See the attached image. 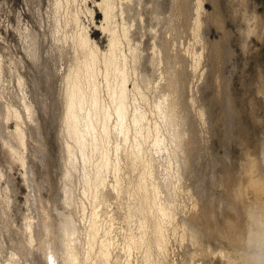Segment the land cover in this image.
I'll return each mask as SVG.
<instances>
[{
	"label": "bare ground",
	"instance_id": "bare-ground-1",
	"mask_svg": "<svg viewBox=\"0 0 264 264\" xmlns=\"http://www.w3.org/2000/svg\"><path fill=\"white\" fill-rule=\"evenodd\" d=\"M77 1L51 0L52 8H49L53 12L52 21L48 20L50 25L53 24L50 35L63 64L58 81L61 82L58 88L62 122L58 135L61 136L63 155L62 200L64 208L67 206L68 209L58 211V218H53V212L51 214L42 201L45 199L35 191L40 187L32 177L35 166L32 168L30 165L32 156L29 157L27 149V135L38 123L34 125L37 107L28 95L27 86L26 89L24 87L23 74L13 63L6 65L13 75L16 71L13 82L16 81L18 89L13 92L15 101L13 94L11 98H6L2 115L3 119L12 117L15 128L5 135L6 124L3 125L5 122L0 119V137L12 156L26 169L25 178L28 182L31 180L36 210L31 219L26 221L25 218L24 227V236L30 245L26 249H29L33 260L25 258V254L23 260L25 264L28 261L31 264H164L170 252L168 249L175 245V228L181 227L179 236L188 238L191 243H199L202 234L196 223L206 214L197 209L199 216L196 212L193 215L196 219H190L188 215L180 216L178 210L181 207L179 189L191 178L194 171L192 157L201 140L198 137L197 141L198 134L194 133L199 129L194 131L192 127L199 122L196 115V123L192 119L190 104L195 94H188V79L195 78L203 52L200 48L197 51L199 44L194 47L188 40L190 42L183 46L178 38H182L188 30L193 38L198 39L203 1L152 0L151 8L143 10V0H92L103 15L100 22L94 20L96 9L88 5V0H80L84 9ZM74 2L79 7H75ZM82 10L89 14L90 20L107 38L106 46L92 36L89 26L81 18ZM24 30V49L30 58L36 60L40 58L38 33L27 27ZM136 33L139 38L134 36ZM147 33L148 45L144 46L147 43L143 45L142 38ZM202 36L200 34L199 38ZM43 48L40 50L44 51ZM4 69L0 53L2 76ZM3 78L7 82L5 73ZM8 79L11 81L10 77ZM8 89L9 86L4 92L11 94ZM193 103L196 105V101ZM35 131L36 134L39 132ZM35 158L39 159L37 155ZM139 161L141 165L136 168V173L130 174ZM110 172L112 178L109 177ZM76 182L80 186L79 193L74 190L78 187L74 186ZM84 197L88 199L89 208ZM188 211L190 215L193 212ZM189 219H194L193 223H196H190ZM183 243L186 245L189 242ZM181 246L183 249V244ZM157 250H161L158 253L161 256L159 259L157 256L156 261L154 252ZM203 250L206 254L211 252L210 248L203 247ZM16 256L9 258L5 264L20 262L21 259H14ZM175 256L174 262L177 259Z\"/></svg>",
	"mask_w": 264,
	"mask_h": 264
},
{
	"label": "rangeland",
	"instance_id": "rangeland-1",
	"mask_svg": "<svg viewBox=\"0 0 264 264\" xmlns=\"http://www.w3.org/2000/svg\"><path fill=\"white\" fill-rule=\"evenodd\" d=\"M151 1H142L143 10L151 8ZM202 1L203 8L200 15L203 17L200 16L202 27L199 28V36L200 34L203 36L200 38L198 36L196 40L187 30L183 34V37L185 36L182 37L183 40L178 38L179 43L183 46H186L190 41L194 47L199 44L196 48L197 51L200 48L205 55L203 52L201 53V64L198 66L199 69L197 68L198 71L196 70L195 78L188 79V94L196 96H193V102L196 101V105L192 101L190 104L195 105L190 107L192 108V119L194 118L195 121L196 117L199 122L197 127L195 125L192 127L194 131L199 129L194 133L198 134L197 141H199L198 137H201V140L192 157L194 171L189 178L191 181L188 180V184L186 183L184 187L181 186L182 189H179V206L182 208L178 207L180 214L177 213V216L178 214L185 217L188 215V218L192 219L195 217L193 215L197 209L198 211L200 209V213L206 212V214L202 215L204 218L199 220V223L197 220L198 224L195 222L196 226L199 225L197 228L202 234L199 243H191L187 240L188 238L179 236L181 227L177 226L179 230H176L177 227L175 228V245L173 247L171 245V248L168 249L170 252L164 264H170L171 260V264L180 262L181 264H193L194 262V264H234L232 261L236 264H264V0ZM77 2L84 9L81 1ZM77 2H74L73 5ZM87 3L96 9L94 20L100 22L103 17L102 13L94 6L92 0H88ZM78 5L76 4L75 7L80 6ZM51 6V0H0V53L4 59V73L7 79L6 82L3 78L4 73L3 76L0 73V78H3L0 79L2 84V86L0 84V114L2 115L3 104L7 97L11 98L13 94L12 99L15 101L13 92L17 86L16 81H13L16 80V71H13V75L7 67V64L13 63L18 72L23 74L24 87L26 89L27 86L28 95L32 97L34 105L37 107L36 120H34L35 123H32L35 125L38 122L35 125H38V128L35 129L34 126L32 128L34 132L29 131V135H27V149L30 152H28L29 157L32 156L30 165L32 168L34 166L37 168V171L33 168L34 175L31 176L37 182L36 185L39 184L38 187H40L35 191L39 193L40 197L42 196V199H45L42 201L45 205L47 204L51 214L53 212V218H58V211L67 210L68 207L64 208L65 204L62 200L64 197L63 155L61 136L58 135L62 126L61 105H59L61 104V100H59L60 88H58L61 86V82L58 81H60L59 75L63 64L55 50L52 34L50 35L53 27V24L50 25L49 22L52 21L53 16L51 15L52 9H49L52 8ZM80 14L82 20L89 26L92 36L101 45L106 46L107 38L100 29L96 28V25L90 20L89 14H85L83 10ZM42 20L43 22H41ZM26 27L34 29L38 33L39 61L30 58L24 49V28ZM18 29L21 33L18 32ZM136 35L137 33L134 34V36ZM138 35L137 38H139ZM147 36H149L148 33L145 38H142L143 45L147 43L144 46L148 45ZM42 47H44V51L40 50ZM54 57L55 59H53ZM187 59L190 63V56ZM58 64L60 67L57 66ZM8 72H10L9 77L12 82L8 79ZM9 82L13 84L11 85ZM7 86H9L11 94L4 92L7 90ZM199 111L203 116L199 115ZM0 119L3 123L5 122L4 124L1 122L3 125L6 124V128L3 130L4 134H8V131L15 128V121L12 117L3 119L2 115ZM35 130L39 131L38 135ZM28 136L32 138L30 139ZM37 140L41 142L42 146L38 145ZM5 145L0 137V264H5L9 258L15 257V255H17L15 260L21 259L20 262L18 261L19 264H25L24 254L25 258L27 256L28 260H33L32 255L28 252L29 249H26L29 244L24 236L26 235L24 227L25 222L36 213L32 200L34 192H32L31 180L30 182L26 181L25 167L12 156L9 148ZM33 152L34 157L37 155L39 159H34ZM32 160L38 161V165L37 163L33 164L35 162L31 163ZM139 162H137L138 166L136 164L133 166L134 171L131 169L130 174L136 173V168L139 167V164L141 165V161ZM111 175L110 172V178H112ZM78 185L76 182L75 188ZM186 185L192 190L187 189ZM77 188L74 190L79 193L80 186ZM185 189L187 190L184 192ZM181 195L184 199L180 197ZM29 199L31 204L28 202ZM83 199L89 208L88 199L85 197ZM192 208L193 210H191ZM194 208H196L195 212ZM203 208L204 211H202ZM189 209L190 212L193 211L191 215L189 211L187 212ZM190 219V223L195 224L193 221L196 217L193 220ZM178 240L189 243L184 245L181 241L178 243ZM22 244H25V247ZM181 244L185 250L182 249ZM202 246L210 248L211 252L203 253ZM20 247H23L24 250ZM184 251L186 252L184 253ZM160 252L158 250L154 252L155 259L157 256L159 259ZM189 253L194 254L193 257ZM173 255H176L178 261L182 257V261L178 262L176 259L177 263L174 262ZM171 257L172 259L169 260ZM185 257H190V263H187L189 259L185 260ZM31 261L27 263L31 264Z\"/></svg>",
	"mask_w": 264,
	"mask_h": 264
}]
</instances>
